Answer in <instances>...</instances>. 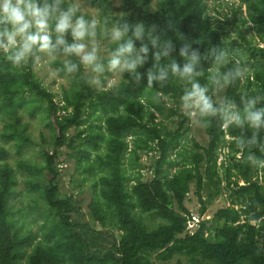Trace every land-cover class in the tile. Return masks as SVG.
<instances>
[{
  "label": "trees",
  "instance_id": "trees-1",
  "mask_svg": "<svg viewBox=\"0 0 264 264\" xmlns=\"http://www.w3.org/2000/svg\"><path fill=\"white\" fill-rule=\"evenodd\" d=\"M81 1L97 9L101 17H108L109 27L114 22H142L153 37L160 42L172 40L174 47L157 60L155 53L162 50L161 44L153 47L147 38L135 41L137 49L142 43L148 45V58L137 69L138 78L122 73L118 83L110 84L113 87L94 85L78 58L58 52L54 56L61 59L56 61L61 65L59 75L68 81V86L61 85L59 97L36 75L34 59L23 68H14L0 53V113L13 118L11 134L4 135L5 139L29 141L20 123L19 109L24 108L31 114L41 112L52 133L51 151L42 152L44 166L18 164L33 174L46 171L49 177L44 184L32 185L49 210L35 243L10 218L7 202L17 175L8 162V149L0 145V264H156V260L166 262L175 256L179 263L264 264V127L256 129L230 119L234 113L243 117L246 103L253 97L257 98L256 108H264V45H258L264 44V0H238L241 22L250 25L257 39L254 36L253 45L247 42L249 71L245 78L235 76L225 85L222 104L213 98L208 85L211 70L217 67L213 74L220 77L227 72L242 73L244 63L236 53L238 61L230 59L217 66L213 52L230 49L212 21L208 0H158L156 7L153 0H122L123 12L114 17L113 0ZM68 39L71 42L70 36ZM184 44L199 49L201 59L194 71L201 74L195 79L207 88L206 95L217 109L211 115L196 113L205 127L207 144L190 138L192 146L185 149L190 134L185 123L191 115L189 109L180 112L179 108L191 85L170 69L172 63L183 67L185 60L179 51ZM110 46L115 50V44ZM67 61L77 64V69L67 72ZM157 67L168 68L165 79L149 82V73L158 74ZM165 97L177 105L168 107ZM175 115L179 117L177 127L169 129L164 120ZM88 117L99 121L98 129L70 136L69 130L78 129ZM151 152L158 157L143 172L141 155ZM172 154L176 156L170 159ZM71 156L78 164H87L85 171L95 176L97 193L89 213L99 229L74 218L79 210L74 196L61 195L58 167ZM164 163L175 170L164 172ZM192 182L200 203L199 216L205 215L207 205L223 190L229 205L201 219L190 233L186 223L191 213L185 200ZM206 185L210 192L204 197ZM144 214L160 222L150 227Z\"/></svg>",
  "mask_w": 264,
  "mask_h": 264
},
{
  "label": "rangeland",
  "instance_id": "rangeland-1",
  "mask_svg": "<svg viewBox=\"0 0 264 264\" xmlns=\"http://www.w3.org/2000/svg\"><path fill=\"white\" fill-rule=\"evenodd\" d=\"M158 0H153V5L156 7ZM81 12L89 16L99 14L97 9L89 6L84 1L79 0ZM238 0H208V12L213 17L212 21L217 26V29L223 36L227 48L228 60L234 59L238 61L236 53H238L243 61V65L240 70L245 78L246 73L250 69L251 57L248 51L247 42H251L252 45L255 44V39H257L255 31L250 27V25H244L241 22V15L238 12ZM112 14L113 17L117 14H122L123 3L122 0H113L112 2ZM245 6H242L243 15H245ZM218 19V21H217ZM117 22H114L115 24ZM112 24V25H113ZM111 25V26H112ZM254 36L256 37L254 39ZM98 43L100 47L99 55L101 57V64L104 66L105 71L101 74H96L91 71V69L85 67V72L89 74L91 81L97 86H109L110 84L118 83L121 80V73L108 71L107 61L110 58L111 53L114 51L110 46V41L106 37H102L98 32ZM259 46L264 44L259 42ZM250 57V58H249ZM249 60V61H248ZM56 61H61L60 58L54 55H48L46 53L37 52L34 58V70L36 75L41 80L42 84L50 91L58 93L59 97L61 95V85L68 86V81L65 77L59 75V70L61 65ZM56 62V63H55ZM211 75L208 78V85L212 87L213 98L220 104L223 103V95L225 90V84L221 79L220 83L214 82L213 72H218L217 67L211 70ZM99 79V83L94 81ZM186 85V81H183ZM166 105L168 107H175V103L171 98H164ZM183 105L179 108L180 112H187ZM20 123L26 129V134H28V142L22 143L18 139H5L4 135L11 134L10 122L12 117L4 113H0V145L6 147L9 151L8 162L14 168L17 175V184L14 188L13 193L8 198V207L11 211L10 218L13 220L15 228L20 229L22 235L30 234L33 236L34 243L41 236L42 225L47 222V213L49 210L43 201L40 191L33 186L38 183H46L48 180V174L46 171L43 174H33L30 171L21 169L18 164L21 161L28 162L30 164H37L39 167L44 166V160L42 157V152L45 150L51 151L52 145L51 141V131L47 127L45 120L42 117L41 112H36L31 114L27 109H19ZM179 117L177 115L167 118L164 123L169 129H174L177 127V121ZM97 121L93 117H88L78 129L72 127L69 130V135H74L77 132H84L88 134L91 130H97ZM189 126V139L184 143L183 149L190 148L192 146V141L190 138L195 139L201 145H206L208 136L205 131V127L202 122L197 118V114H192L189 120L185 123ZM129 141L132 139L129 135L127 138ZM130 143V142H129ZM182 148H179L182 150ZM105 151V150H104ZM226 151V149H225ZM175 154L170 156V159L175 158ZM94 157V153H93ZM130 155H126V160H128ZM158 157L157 152L155 153H142L139 164L141 165L143 172H146L150 167L152 161ZM224 157V154H219V162ZM87 165V164H86ZM85 163L78 164L74 156L68 157L66 162L61 164L59 169V179H60V189L61 195L72 194L78 206V212L74 214V218L82 223L90 224L95 229H99L100 226L97 223H93V220L89 213V204L93 198L96 197L97 189L94 187V175L93 172L85 171ZM125 166L127 172L130 173L131 169L128 168V164L125 161ZM149 166V167H148ZM163 171L172 173L175 170V166L171 164L164 163L162 165ZM152 170V169H151ZM150 170V171H151ZM133 181H130L131 184ZM224 185V183H223ZM190 191L185 200V205L192 215L198 216L200 213V203L196 194L195 182L191 183ZM210 192L209 187L206 185L202 191L203 196L207 197ZM227 192L223 190L210 204L207 205L206 218H210L218 209L228 206L229 199ZM144 221L150 226H154L160 222L159 219L153 220L147 214L142 215ZM180 258L175 256L172 260L162 262L156 260V264H191V262L184 263V260L180 263L177 262ZM199 264H212L205 261H200Z\"/></svg>",
  "mask_w": 264,
  "mask_h": 264
},
{
  "label": "clouds",
  "instance_id": "clouds-1",
  "mask_svg": "<svg viewBox=\"0 0 264 264\" xmlns=\"http://www.w3.org/2000/svg\"><path fill=\"white\" fill-rule=\"evenodd\" d=\"M108 19L99 14L89 16L82 13L79 0H69L68 3L64 0H0V53L14 68H23L35 58L37 52L50 56L62 52L65 56L78 58L80 65L99 75L105 71L100 62L99 32L100 36L116 45L107 61L108 71L121 74L127 72L138 78L137 69L147 60L149 48L146 43H142L137 49L135 41L143 42L147 38L153 47L161 44L162 50L155 53L157 60L162 55L168 56L174 47L172 40L160 42L157 37H153L142 22L115 23L109 27ZM179 55L185 60L183 67L172 63L170 69L191 85L181 97L183 106L190 110L189 115L214 114L217 109L206 95L207 88L201 87L195 79L201 74L194 71L201 59L199 49H192L190 44H184ZM213 55L218 67L228 60L224 51H214ZM64 67L67 72H73L77 69V64L67 61ZM156 71L158 74L149 73V82L164 80L168 68L157 67ZM241 74L239 71L235 74L224 73L222 77L217 74L214 82L220 83L222 79L226 85ZM94 82L99 83V79ZM256 103L257 98L249 99L244 116L234 113L230 117L231 121L237 124L247 122L256 129L264 127V108H256Z\"/></svg>",
  "mask_w": 264,
  "mask_h": 264
},
{
  "label": "built area",
  "instance_id": "built-area-1",
  "mask_svg": "<svg viewBox=\"0 0 264 264\" xmlns=\"http://www.w3.org/2000/svg\"><path fill=\"white\" fill-rule=\"evenodd\" d=\"M204 218H206V215L199 216L198 214V216H195V215H192L191 213V216L188 218L187 223H186V230L190 233H193L194 230H196V228L198 227L199 221Z\"/></svg>",
  "mask_w": 264,
  "mask_h": 264
}]
</instances>
